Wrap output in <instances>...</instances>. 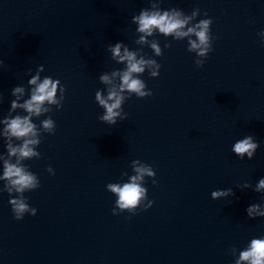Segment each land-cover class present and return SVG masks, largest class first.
I'll return each mask as SVG.
<instances>
[{
	"label": "water",
	"instance_id": "95a60500",
	"mask_svg": "<svg viewBox=\"0 0 264 264\" xmlns=\"http://www.w3.org/2000/svg\"><path fill=\"white\" fill-rule=\"evenodd\" d=\"M147 6L148 0H0V116L11 88L26 84L28 68L34 73L43 64L42 76L65 86L63 106L44 114L55 120V132L42 133L41 156L24 161L40 181L25 193L36 214L15 219L9 194L0 191V264H232L229 249L264 235V217L245 212L260 194L238 187L264 175V43L257 36L264 0H163L162 7L207 11L213 50L197 67L186 38L157 35L159 75L142 74L152 95L127 98V117L109 125L97 119L103 109L94 95L105 87L98 76L122 65L107 45L140 47L131 16ZM144 51L152 55L147 45ZM244 135L259 142L251 160L231 151ZM137 158L155 169L157 183L145 180L153 203L134 215L113 214L106 184L127 179L121 173L131 174ZM226 187L235 196L211 198L213 189Z\"/></svg>",
	"mask_w": 264,
	"mask_h": 264
},
{
	"label": "clouds",
	"instance_id": "9594fccd",
	"mask_svg": "<svg viewBox=\"0 0 264 264\" xmlns=\"http://www.w3.org/2000/svg\"><path fill=\"white\" fill-rule=\"evenodd\" d=\"M163 0H148L147 7H141L138 13L131 16V22L136 25L134 43L140 47L132 48L127 43L117 40L107 45L110 57L122 67L101 72L99 81L105 86L95 91L94 99L103 111L97 119L114 125L123 120L128 113L123 104L127 98L135 94L139 98L152 95V90L146 86L142 74L147 70L150 77L159 75L161 64L155 59L162 54L160 41L157 35L171 37L172 40H184L189 52L195 53L194 63L197 67L205 63L209 52L213 50V41L217 38L210 30L213 18L205 10L201 13L199 7L185 12L177 6L162 7ZM198 16L201 18L197 19ZM261 43H264V28L257 33ZM147 45L152 55L144 51ZM171 41L166 40L164 47H170ZM3 64V60H0ZM44 65L38 64L35 72L27 69L26 84H16L11 88V99L6 113L0 116V139L3 140L4 151H0V181L3 187L0 191L9 194L8 203L15 219H22L25 214L35 215L37 208L28 203L26 192L40 186L38 175L30 170L24 161L41 156L38 145L42 140V133L55 132L56 123L51 115H44L63 106L65 86L59 77L43 75ZM3 94H0V103ZM43 116L42 119H39ZM34 118L39 119L37 124ZM259 142L252 135H244L236 139L231 145V151L240 159L251 160ZM132 173L122 172L116 182H108L106 189L114 194L113 214L127 210L136 214L138 209H147L153 200L148 198L146 177H152L156 184L155 169L151 164L132 159L130 161ZM49 174L55 170L47 166ZM239 188H251L260 194L259 200L250 203L245 208L249 218L264 217V175L260 176L255 184L248 180L243 181ZM211 198L235 196L232 187L215 188L210 193ZM238 199V197H237ZM234 257L232 264H264V235L253 236L240 249H229Z\"/></svg>",
	"mask_w": 264,
	"mask_h": 264
}]
</instances>
